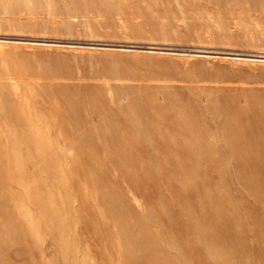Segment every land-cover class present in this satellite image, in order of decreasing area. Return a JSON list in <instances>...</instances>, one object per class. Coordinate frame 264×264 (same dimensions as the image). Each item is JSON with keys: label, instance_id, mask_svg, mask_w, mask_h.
Segmentation results:
<instances>
[{"label": "bare ground", "instance_id": "obj_1", "mask_svg": "<svg viewBox=\"0 0 264 264\" xmlns=\"http://www.w3.org/2000/svg\"><path fill=\"white\" fill-rule=\"evenodd\" d=\"M32 1L0 4V26L38 33L44 11L62 22L50 32L69 31L87 8L109 27L129 13L139 23L119 16L122 27L147 36L176 17L180 39L195 28L227 39V18L240 31L249 11L264 13V0ZM217 14L216 27L195 21ZM9 74L4 66L0 264H264V92L61 81L29 87L30 101L3 83Z\"/></svg>", "mask_w": 264, "mask_h": 264}, {"label": "rangeland", "instance_id": "obj_2", "mask_svg": "<svg viewBox=\"0 0 264 264\" xmlns=\"http://www.w3.org/2000/svg\"><path fill=\"white\" fill-rule=\"evenodd\" d=\"M8 1L16 2V0H0V4L7 5ZM29 1L31 3H28ZM36 1L41 7L45 6L44 3L46 4L45 0ZM32 2L27 0L28 5H32L34 3ZM249 12L244 17L249 25L248 28L251 27L249 30L246 28L239 31L233 24L238 21V18L226 19L233 27L230 29V38L225 39L221 34L218 36L215 32L199 31L195 28L189 30L187 35L184 34V39H180L179 34L183 30H180L181 23L176 17L170 20L173 27L166 29L165 34L148 33L149 36H147L143 30L136 33L128 27L123 28L119 21L123 14L116 13L113 16L115 24L109 27L103 24L106 23V16L91 12L87 8H80L76 17H69L71 29L69 31L61 29L55 33L48 30L49 24L55 23L54 26L61 27L60 18L50 16L52 20H48V15L41 11L40 17L43 18H36L42 28L38 33L17 32L9 29L7 31L0 26V37L78 43L33 42L0 38V54H5L7 59V62L0 60V72L4 71V66L12 70V74H9L7 79L1 78V80L3 79V83L9 87L10 91L20 93L30 101L33 95L31 87L61 81L93 83L102 87L168 86L193 90L196 94L199 93V96L202 92L219 87L232 88L236 92H264V13L254 10ZM217 15L212 16L213 19L208 17L209 15L200 16L195 21L200 25L207 22L216 27L217 20L223 19L221 14ZM0 16V20L7 18L5 15ZM28 17L30 16L26 18L23 16L21 20H33L32 17ZM123 18L130 23H139V19L135 22L129 13H124ZM4 20L0 21L1 25ZM93 24L104 26L94 28ZM10 51H15L18 55H26V65L19 60V56L11 57ZM38 55H41V58ZM31 73L36 78L26 79L25 77ZM61 76L67 78L60 79Z\"/></svg>", "mask_w": 264, "mask_h": 264}]
</instances>
